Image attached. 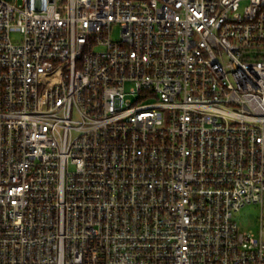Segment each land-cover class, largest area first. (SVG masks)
Segmentation results:
<instances>
[{
	"label": "built area",
	"instance_id": "built-area-1",
	"mask_svg": "<svg viewBox=\"0 0 264 264\" xmlns=\"http://www.w3.org/2000/svg\"><path fill=\"white\" fill-rule=\"evenodd\" d=\"M253 204L264 0H0V264H264Z\"/></svg>",
	"mask_w": 264,
	"mask_h": 264
},
{
	"label": "rangeland",
	"instance_id": "rangeland-1",
	"mask_svg": "<svg viewBox=\"0 0 264 264\" xmlns=\"http://www.w3.org/2000/svg\"><path fill=\"white\" fill-rule=\"evenodd\" d=\"M20 2L22 0H19ZM114 37L117 38L119 36V30H115L113 33ZM21 36L17 33L12 35V39L14 41H19ZM262 220L264 225V205L262 208L261 204L258 205H249L244 207L237 214V221L242 231H247L252 229L256 235H260L262 230Z\"/></svg>",
	"mask_w": 264,
	"mask_h": 264
}]
</instances>
